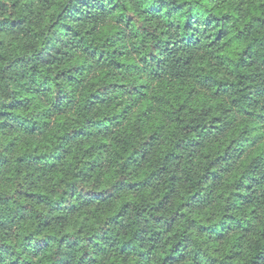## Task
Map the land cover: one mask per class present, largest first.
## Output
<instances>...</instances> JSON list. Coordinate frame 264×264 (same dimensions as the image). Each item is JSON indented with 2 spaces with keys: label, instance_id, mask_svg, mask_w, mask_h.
<instances>
[{
  "label": "clouds",
  "instance_id": "clouds-1",
  "mask_svg": "<svg viewBox=\"0 0 264 264\" xmlns=\"http://www.w3.org/2000/svg\"><path fill=\"white\" fill-rule=\"evenodd\" d=\"M0 264H264V0H0Z\"/></svg>",
  "mask_w": 264,
  "mask_h": 264
}]
</instances>
